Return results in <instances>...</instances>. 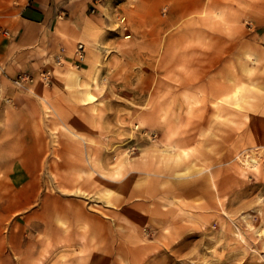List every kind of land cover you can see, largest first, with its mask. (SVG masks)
Segmentation results:
<instances>
[{"label":"rangeland","instance_id":"1","mask_svg":"<svg viewBox=\"0 0 264 264\" xmlns=\"http://www.w3.org/2000/svg\"><path fill=\"white\" fill-rule=\"evenodd\" d=\"M260 4L254 13L260 18L242 6L241 25L248 36L260 19L255 28L264 46V0ZM135 45L137 62L111 51L117 61L106 67L95 101L65 93L67 104L100 125L72 139L66 155L55 139L58 154L41 178L37 219L21 220L18 239L13 224L1 226L0 244L12 252L13 242L20 243L26 255H37L31 264H76L77 256V264H264V66L256 95L245 92V108L226 106L218 113L207 107L210 96L204 103L195 93L207 88L204 78L188 87L193 74L186 73L177 87L163 75L153 46ZM260 56L264 62V48ZM162 101L157 115L153 110ZM77 165L84 173L58 174ZM65 200L74 214L84 208L79 226L55 219L54 228L78 238L71 243L61 242L58 231L52 239L46 222V213ZM4 262L27 263L22 254Z\"/></svg>","mask_w":264,"mask_h":264},{"label":"crops","instance_id":"2","mask_svg":"<svg viewBox=\"0 0 264 264\" xmlns=\"http://www.w3.org/2000/svg\"><path fill=\"white\" fill-rule=\"evenodd\" d=\"M129 1L0 0V240L4 224H13V239H18L21 220L30 224L37 219V206L44 196L41 178L52 165L53 155L58 154L55 139L60 140L64 152L67 149L66 155L75 143L72 139H82L85 129L98 125L95 117L90 119L78 107L67 104L70 101L65 93L71 90L78 101H95L102 93L106 67L117 61L111 51L118 50L137 62L134 45H139H135L137 49L153 46L163 75L177 87L186 73L193 74L188 87L204 78L207 88L198 91L196 87L195 93L204 99L210 96L207 107H216L218 113L226 106L244 109L245 92L254 94L261 87L264 62L260 50L264 46L255 28L260 19L252 21L248 36L241 25L246 15L242 6L254 14L262 10L261 0ZM167 22L171 27L166 29ZM186 27L187 32H182ZM78 44L85 48L82 63ZM59 55L60 64L56 62ZM44 72L51 76L49 86L40 84L39 75ZM22 74L35 79L23 89L13 83ZM153 111L157 115L164 111V101ZM73 112L77 114L74 120ZM85 170L77 165L69 173L59 170L58 174L76 176ZM66 204V200L64 204L57 201L46 213V222L52 239L58 231L61 242L71 243L78 238L54 228L58 224L55 219L62 225L67 221V225L79 226L84 208L74 214ZM13 246L17 248L10 252L0 244V264H5V257L19 258L20 254L26 258L25 264L36 259L31 252L26 255L20 243L13 242ZM75 252L62 254L74 257Z\"/></svg>","mask_w":264,"mask_h":264},{"label":"built area","instance_id":"3","mask_svg":"<svg viewBox=\"0 0 264 264\" xmlns=\"http://www.w3.org/2000/svg\"><path fill=\"white\" fill-rule=\"evenodd\" d=\"M84 52H85L84 45L78 44L77 53L79 56V61H81V63L84 61ZM56 62L60 64L61 62L60 55L56 57ZM34 81L35 79L29 76L28 74H22V75H19L18 78H16V80H14L13 83L18 88H25L27 84L33 83ZM50 81H51V77L49 74L44 73L40 76V82L45 84L46 86H49Z\"/></svg>","mask_w":264,"mask_h":264},{"label":"bare ground","instance_id":"4","mask_svg":"<svg viewBox=\"0 0 264 264\" xmlns=\"http://www.w3.org/2000/svg\"><path fill=\"white\" fill-rule=\"evenodd\" d=\"M44 73H47V74H49L48 72H44ZM44 73H42V74H44ZM42 74H41V75H42ZM41 75H40V76H41ZM49 75H50V74H49ZM50 77H51V76H50Z\"/></svg>","mask_w":264,"mask_h":264}]
</instances>
